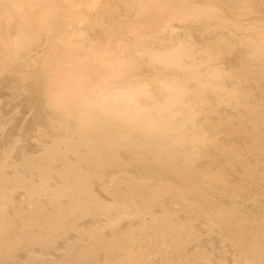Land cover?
Returning <instances> with one entry per match:
<instances>
[{
	"label": "bare ground",
	"instance_id": "1",
	"mask_svg": "<svg viewBox=\"0 0 264 264\" xmlns=\"http://www.w3.org/2000/svg\"><path fill=\"white\" fill-rule=\"evenodd\" d=\"M0 79V264H264V0H0Z\"/></svg>",
	"mask_w": 264,
	"mask_h": 264
},
{
	"label": "rangeland",
	"instance_id": "2",
	"mask_svg": "<svg viewBox=\"0 0 264 264\" xmlns=\"http://www.w3.org/2000/svg\"><path fill=\"white\" fill-rule=\"evenodd\" d=\"M28 97H22L20 95H14L12 89L8 84H4L0 79V113L3 118H12V122L5 127V133L0 137V149L8 145L18 134L24 139L23 149L29 152H35L37 147L35 146V137H37L36 128L32 123L31 116L32 110L29 107ZM24 118L28 119L24 123V128L19 131L18 127L22 125ZM227 249L228 253H232V249L227 246L219 248Z\"/></svg>",
	"mask_w": 264,
	"mask_h": 264
}]
</instances>
